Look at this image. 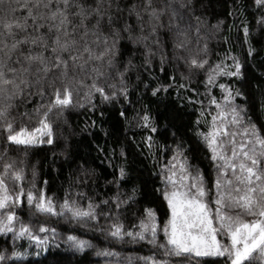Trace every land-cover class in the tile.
Segmentation results:
<instances>
[{
	"label": "snow or ice",
	"instance_id": "1",
	"mask_svg": "<svg viewBox=\"0 0 264 264\" xmlns=\"http://www.w3.org/2000/svg\"><path fill=\"white\" fill-rule=\"evenodd\" d=\"M198 3L200 0H141L140 3L135 0H0V12L3 13L0 15V142L3 147L0 157L6 156L12 146L54 145L55 121L50 117L55 114L60 119L66 109L73 107V95L78 87L87 88L85 96L89 103L96 95L102 103H110L119 96L126 101V74L135 67L132 59L143 46L148 50L145 55V65L148 66L149 55L155 54L152 46L159 49L161 45V30L166 29V33L173 36L174 60L183 61L190 70L204 69L209 63L202 58L207 55V45L198 48L195 53L191 49L193 19L197 21L195 34L199 44ZM254 4L256 10L262 13L258 22L264 24V0H254ZM244 32L247 38V26ZM254 51L250 47L249 56ZM126 53L130 55L125 63ZM232 59V66L217 64L209 70L205 81L206 94L210 95L207 85L215 84L217 76L243 79L241 63L235 57ZM166 60V55L161 53L162 71ZM232 67L235 71L231 70ZM113 70L119 77V86L108 82ZM85 79H90L91 83L86 84ZM144 87L147 89L150 84L145 83ZM171 87L170 84H158L152 88L151 94L167 93ZM218 87L222 92V102L214 96L209 100L216 113L212 115L208 131L196 132L210 153L217 172L212 182L215 211L206 201L210 192L204 176L199 171H189L192 166L180 141L176 143L168 164L160 166L164 185L162 195L168 209V218L162 229L164 242L160 243L157 239L161 228L152 209H145L146 217L141 219L138 231L125 232L122 224L113 222L107 230L111 237L148 240L150 244L162 248L165 256L189 259L225 257L226 264H254L256 260L264 264V129L258 128L247 115V98L239 88L233 90L223 83ZM32 89L37 92L33 93ZM34 94L42 99L47 96V102L34 110L39 117L38 124L31 129L24 126L17 128L12 115V109L17 106L15 102L18 98L23 102ZM237 97L245 103H236ZM260 106L264 111V93ZM92 107L95 108V105ZM203 114L201 112V116ZM139 119L142 121L140 126L150 133L145 137V143L151 149V134L157 133L158 127L147 112ZM196 123H200L199 118ZM163 129L169 131L167 125ZM171 135L175 140L176 131H171ZM125 155L122 150L121 156ZM80 167L85 175L89 174L87 169ZM35 175L33 170V177ZM127 175L128 171L121 166L115 182L123 181ZM9 178L20 185L18 191L9 188ZM23 179V169L15 168L12 161L3 163L0 171V234L12 233L14 240L27 238L35 245L38 250L35 254L39 256L40 249L48 251L55 239L56 229L48 228L44 223L39 225L38 232L23 222L19 228L16 227L18 217L15 209L22 205L25 196ZM136 191L133 187L132 194L126 198L121 199L119 194L112 198L117 213L121 205L135 199ZM26 199L28 205L41 215L67 216L74 221H98L99 205L91 201L84 208L75 200L66 198L57 209L53 199L46 196L43 190L39 197L29 190ZM102 203L108 205L109 201ZM231 209L237 210L236 213L233 214ZM102 215L111 218V207ZM242 215L252 219L244 220ZM222 234L226 235L227 244L218 239ZM65 243L78 253H85L92 247L89 240L71 233ZM98 254L113 255L107 252ZM25 255L27 252L15 250L10 256L0 252V264ZM57 255L62 254L53 253L54 257ZM144 259L146 264H165L153 258ZM52 264L61 262L54 259Z\"/></svg>",
	"mask_w": 264,
	"mask_h": 264
},
{
	"label": "trees",
	"instance_id": "2",
	"mask_svg": "<svg viewBox=\"0 0 264 264\" xmlns=\"http://www.w3.org/2000/svg\"><path fill=\"white\" fill-rule=\"evenodd\" d=\"M140 3L141 0H135ZM3 13L0 12V15ZM262 13L256 10L254 0H200L197 4L196 16L200 24L199 44L195 34L197 21L193 19L191 35V49L195 53L198 48L207 45L208 65L202 69L190 70L183 61L173 59V36L161 30V45L159 49L152 46L154 55H149L150 64L145 65V55L148 50L140 46L135 53L132 63L135 65L127 74L125 83L128 87V99L119 96L110 103H102L96 95L91 103L85 93L86 87H78L73 95V107L65 110L63 117L57 119L55 114L51 119L55 121L56 142L54 145L43 144L36 147L24 148L12 146L6 156L0 157V171L3 163L14 162L15 168L23 169L24 179L22 187L25 193L23 203L15 209L19 228L21 222L29 224L38 232L41 223L48 228L56 229L55 239L51 241L48 251L40 249V255L34 244L27 238L14 240L12 233L0 234V252L11 255L13 250L27 252L21 259L5 261L4 264H52L54 259L61 264H146L145 259L153 258L165 264H226L225 257L177 258L165 256L164 250L153 245L148 240L133 241L124 236L116 239L108 234L113 222L123 225L124 231H138L141 219L146 217L145 209H152L157 217L161 231L158 241L164 242L163 223L167 220V204L163 200L164 185L161 182V165H167L173 155L176 143L182 141L185 155L192 166L189 171H199L205 179L210 195L206 201L215 211L216 205L212 202L215 189L212 182L217 172L210 160V153L196 136L197 131L207 132L216 113L214 106L209 105L212 96L222 102L220 83L229 85L233 90L239 88L247 98V115L258 128L264 129V111L260 101L264 93V24L259 23ZM247 26V38L244 28ZM255 51L249 56V48ZM161 53L167 60L161 70ZM130 53L125 54L124 62ZM235 57L241 65L243 79L217 76L215 84L207 85L206 77L209 70L215 65L232 66ZM122 71L123 68L120 67ZM235 71L234 67L231 68ZM109 83L119 86V77L115 70L111 73ZM140 77L138 80L137 77ZM83 78V77H81ZM174 78V79H170ZM90 84V79H85ZM150 84L145 89L144 84ZM158 84H170L172 87L167 93L161 91L158 96H152V88ZM184 85V87H180ZM36 93V89H32ZM191 101V102H190ZM47 102V96L41 98L34 94L25 101L16 100V107L12 115L16 120V127L31 129L38 124L39 117L35 113L38 105ZM236 103H245L237 97ZM95 105V108L92 105ZM83 105V107H81ZM125 115L121 116L120 113ZM147 112L158 127L153 136V145L149 149L145 137L150 133L140 126L139 119ZM203 112V116H201ZM27 113L28 115H22ZM175 118H172V117ZM168 117V119H166ZM200 123L197 124V119ZM167 125L168 132L163 126ZM176 131L174 140L171 131ZM239 139V137L237 138ZM125 156H121V151ZM3 151L0 142V152ZM75 160V163H72ZM83 169L88 170L85 175ZM124 166L128 175L123 181L116 183L119 168ZM35 170V177H33ZM167 175V173H164ZM230 176V173H229ZM11 190L18 191L19 184L8 179ZM137 189L135 199L127 205H121L119 212L112 203V198L119 194L121 199L132 194ZM161 191H157V189ZM31 190L39 197L41 190L51 197L57 209L66 198L87 208L91 201L99 205L98 221H74L67 216H47L38 214L34 207L27 203L26 193ZM171 190V189H169ZM79 193H83L80 196ZM109 201L108 205L102 201ZM111 207L113 215L105 218L103 212ZM233 214L237 210H230ZM244 220H251V216L242 215ZM135 226V227H134ZM77 235L91 242L92 247L85 253L73 252L65 243L69 234ZM43 235V234H41ZM49 237L52 233H48ZM222 243L227 244L226 235L218 236ZM56 245H59L57 248ZM113 253L103 255L98 253ZM53 253L62 255L53 256ZM150 264V262H149ZM254 264H261L259 260Z\"/></svg>",
	"mask_w": 264,
	"mask_h": 264
}]
</instances>
